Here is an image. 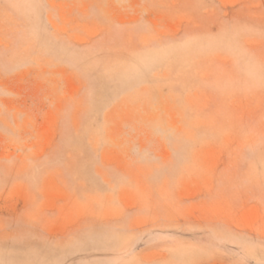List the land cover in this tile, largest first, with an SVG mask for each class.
<instances>
[{
    "label": "rangeland",
    "instance_id": "obj_1",
    "mask_svg": "<svg viewBox=\"0 0 264 264\" xmlns=\"http://www.w3.org/2000/svg\"><path fill=\"white\" fill-rule=\"evenodd\" d=\"M0 264H264V0H0Z\"/></svg>",
    "mask_w": 264,
    "mask_h": 264
}]
</instances>
